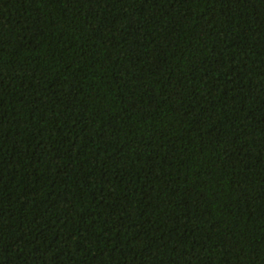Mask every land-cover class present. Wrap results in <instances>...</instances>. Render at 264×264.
<instances>
[{
  "label": "trees",
  "instance_id": "1",
  "mask_svg": "<svg viewBox=\"0 0 264 264\" xmlns=\"http://www.w3.org/2000/svg\"><path fill=\"white\" fill-rule=\"evenodd\" d=\"M0 264H264V0H0Z\"/></svg>",
  "mask_w": 264,
  "mask_h": 264
}]
</instances>
